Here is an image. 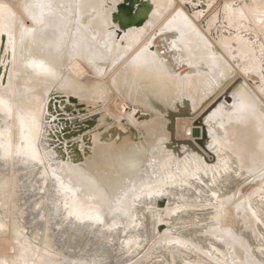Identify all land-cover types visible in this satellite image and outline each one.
<instances>
[{"label": "bare ground", "instance_id": "6f19581e", "mask_svg": "<svg viewBox=\"0 0 264 264\" xmlns=\"http://www.w3.org/2000/svg\"><path fill=\"white\" fill-rule=\"evenodd\" d=\"M104 1H111L115 4L120 0H0V3H7L15 13V18L11 21L0 19V30L8 36L10 29L14 47H16L18 43L29 37V31L26 32L24 29H32V33H35L36 29V37L41 38L42 43L49 48L53 43L51 34L55 29L61 31L60 23H62L64 35L68 33L70 35L72 31H76L79 38L75 41L76 43H73V47L77 48L76 51L79 53L91 54L99 60L125 54V59L106 78L112 95L105 104V109L114 118L126 116L129 104L112 87L110 77L131 58H133L130 64L131 69L137 66L155 67L159 64L172 75H175L173 72L175 67H181L182 63H187L189 69L179 80L181 94L191 97L194 104L196 100L201 99L199 85L205 81V78L214 74V67L203 63V59L209 52L205 42L197 34L198 30L235 68L229 57L201 27L200 22L187 12V8L183 7L179 0H151L154 9L147 26L127 32L124 36L127 40L125 45L115 41L114 31L108 28L110 21L107 9L112 7V4L103 7ZM223 1L226 0H216L212 8H217L218 4ZM38 2L52 5L51 8H31L33 15L40 17L43 14L42 23H34L25 10V5ZM259 4L261 3H258V6ZM179 7L183 8L188 15L177 12L174 16ZM263 10L261 26L264 35ZM21 20H23V27L20 24ZM191 22L194 23L192 27ZM181 24L188 27L182 29ZM5 25L8 26L7 29L4 28ZM163 27L179 29V36L176 33L163 35V43L170 57L168 64L161 62L162 57L158 51L149 50L151 37L156 30ZM170 40L173 42V49L167 46ZM65 44H67V37L59 43V45ZM129 48L131 50L128 52ZM46 50L44 47L42 52ZM69 68L77 77H82L87 73L85 66L78 59H75ZM235 69L237 76H242L241 72ZM36 70L41 74L44 73L42 68H36ZM170 80L174 81L175 77H170ZM240 88L241 90L236 93L241 96V107L226 104L225 107L208 117L213 120V128H209L210 148L220 152L216 163L209 164L203 156L192 153L187 158L184 157L178 161L174 167L173 155L165 156L161 151L162 153L158 154L155 160L158 165V175L153 179L149 178L133 184L113 200H109L104 194L103 197L100 192L82 183L79 177L81 174L73 166L65 162L57 164L50 151L39 143L43 131L42 98L27 89L19 93L15 86L0 88V101H3L0 103V170L7 167L11 170L8 177L7 201L13 200L18 195V188L21 191L20 195L22 193L26 195L25 201H31L29 209L32 216L29 224L34 231L31 232L32 236L27 235L25 230L28 222L22 224L12 218V212L18 210V205L14 204L8 215L2 216L0 213V262H7V264H75L82 259L93 264L118 262L119 258L113 248H117L119 257L123 258V255L130 249L138 252L146 241L153 238L152 243H162L167 246L169 244L175 246V243L184 247L192 245L191 249L199 252L194 256L209 264H253L248 261L249 258L244 257L245 251L257 264H264V231L261 226L259 228L258 222L261 218L258 213L261 212L260 209L264 215V177L243 191L238 199L234 198L233 188L246 176H251L264 162L262 159L264 156V109L253 102L245 85ZM250 88L264 103V98L259 95L255 87L250 85ZM224 91L225 89L215 98L222 95ZM210 104L203 107L194 117L181 116L177 119L178 139L195 140L192 135L194 122ZM202 150L212 160V156L206 150ZM20 171H22L21 174H19ZM200 171H203L209 179L212 178L211 182L215 183L213 187L209 186L208 180L204 182L205 185L195 182L197 178L202 181L204 179ZM232 178L237 180H234L235 184L232 183V187H229L227 183ZM182 184L185 188H178V185L182 187ZM207 188L215 197L206 195ZM163 193L174 197L172 200L169 197L164 209L157 208V199L150 200L152 207L143 200L142 202L148 206V213L141 217L139 200H142L144 196L158 194L161 196ZM199 197L205 201L203 205L213 208L202 215L186 213L187 207L194 206L188 202L196 199L198 201ZM219 200L223 204H230L220 211L217 208ZM155 210L159 215V222L164 221L162 214H165L167 220H175L174 223L180 225L181 229L171 234L155 236V227L152 222ZM20 214L22 215V212ZM41 217L49 223L50 221L55 222L54 232L67 236L66 245L70 241H87L90 258H84L89 255V252L66 255L63 247H61L62 250L60 247L52 248L51 245L56 246V244L46 238L45 228L39 222ZM143 218L145 222L140 230L138 224ZM201 221L205 222L203 226L197 225L199 227L196 228L191 226ZM5 232L7 234L3 235ZM153 233L154 237H152ZM9 246L14 248L13 255L6 252ZM111 249H113L112 252H110ZM169 252L176 258L181 251ZM180 256L181 264H197L194 256L189 253H183Z\"/></svg>", "mask_w": 264, "mask_h": 264}, {"label": "water", "instance_id": "95a60500", "mask_svg": "<svg viewBox=\"0 0 264 264\" xmlns=\"http://www.w3.org/2000/svg\"><path fill=\"white\" fill-rule=\"evenodd\" d=\"M179 2L187 8V12L196 21L200 22L201 27L242 74V76H237L236 69L227 62L221 52L216 49V46L198 30L197 34L205 42L209 52L207 57L203 59V63L213 66L214 74L205 78V81L199 85L201 99L196 100V104L193 103L191 97L181 94L179 80L181 76H185L189 69L187 63L184 62L181 67H175V71H173L175 75H172L167 73L159 64L155 67L137 66L131 69L130 64L133 62V58H131L110 77L112 87L129 104L126 116L114 118L105 109V104L112 95L111 87L106 82V78L125 59V54L107 60H99L91 54L79 53L76 51L77 48L73 47V43H76L75 41L79 38L76 31H72L70 35L69 33L64 35L62 23H60L61 31L55 29L51 34L53 43L49 48L42 43L41 38L36 37V29L35 33L29 31V37L18 43L16 47L8 41L6 33L1 36L0 88H13L15 86L19 93L27 89L42 98L43 131L39 143L44 145L47 151H50L57 164L65 162L76 168L81 174L79 177L82 183L88 184L87 186L100 192L102 196L104 194L109 200L121 195L133 184L156 177L159 170L155 160L156 156L162 153L161 151L165 156L173 155L174 167L178 161L184 157L187 158L192 153L203 156L209 164L216 163V158L220 152L210 148L209 128H213V120L208 119V117L225 107L226 104L241 107V96L236 92L241 90L242 85L247 87L253 102L264 109V103L250 88V85L255 87L259 95L264 98V35L261 26L262 10L264 9V6L261 7V5H264V0H226L218 4L215 9L212 7L216 0H179ZM258 3L261 4L258 6ZM110 4H112L111 1H104L103 3L107 6ZM129 9H131L130 15ZM153 9L154 4L151 0H120L112 4V7L107 10L110 21L108 28L114 31V40L125 45L127 41L124 38L125 34L132 29H141L147 26ZM177 12L186 14L180 7L177 8L174 16ZM121 20H123V25ZM112 24H115L116 27L113 28ZM190 25L192 27L194 23L191 22ZM187 27L185 24L180 25L182 29ZM174 33L179 36V29L163 27L156 30L149 41V50L151 52L158 51L162 57L161 62L164 64H168L170 57L163 43V35ZM64 37H67V44L59 45ZM79 43L82 44L81 41ZM172 43L170 40L167 46L173 49ZM42 45L50 52L47 50L42 52L44 50ZM13 47L15 48L14 55ZM130 50L131 48L128 52ZM75 59H78L87 70V73L82 77H77L69 68ZM32 61H35L36 64H43L44 68L42 69H47V71L44 70L43 74L37 72L36 68L40 67L29 66ZM208 67L206 66V68ZM172 76L175 77L174 81L170 80ZM223 89H225L223 94L215 98ZM212 100L213 102L210 104ZM208 104L210 105L194 122L192 135L195 140L178 139L176 135L177 119L181 116L194 117ZM202 149L212 156V160ZM259 166L260 168L251 176H246L237 184L233 183L234 180H237L236 178H232L227 183L229 187H232V183L235 184L233 186L234 198L238 199L243 191L264 177V162ZM232 171L229 172L232 173ZM21 173L22 171L19 174ZM200 173L204 179L202 181L197 178L196 183L205 185L204 182L208 180L209 186L215 185L214 182H211L212 178L209 179L203 171ZM10 174L11 170L8 167L0 170V213L2 216L8 215L10 208H13L14 204L18 205L20 208L12 212V218L22 224L28 222L25 233L32 236L31 232L34 231L29 224L32 216L29 209L31 201L25 202L23 198L26 195L23 193L20 195L19 188L17 190L18 195L13 200L7 201V185ZM217 183L218 185L221 184L219 181ZM178 188H185V185L182 187L178 185ZM158 195L144 196L142 200H139L138 206L141 217L148 213V206L142 202L143 200L151 206L150 200L157 199V208L164 209L169 197L170 200L174 197L168 193ZM206 195L215 197L208 191V188ZM218 202L217 208L220 211L230 204H223L220 200ZM188 203L194 204V206L190 205L186 208L188 214L200 213L202 215L213 208L203 205L202 203L205 201L201 200L200 197L198 201L196 199ZM21 211L22 215L20 214ZM260 211L258 213L261 218L260 221H257L259 228L261 226L264 231V215L262 209ZM162 217L164 221L159 222V215L155 210L152 217L155 236L171 234L173 231L177 232L181 229L180 225L174 223L175 220H167L165 214H162ZM39 222L45 228L46 238L51 239L56 244V246L51 245V247H60L62 250L61 247L65 246L67 236H61L54 232L56 229L55 222L50 221L49 223L48 220H44V217H41ZM144 222L143 218L138 224V229L143 228ZM204 224L205 222L201 221L191 226L196 228ZM152 237H154V233ZM32 240L36 242L33 238ZM151 240L146 241L138 252L130 249L123 255L122 259L119 257L118 249L113 248L119 261L104 263L168 264L166 261L171 262L172 260L176 264H181L180 254L187 252L194 256L198 252L196 249L195 251L191 249L192 245L184 247L175 243V246L172 244L167 246L162 243H152ZM65 248H63V252L66 255L75 253V247L68 246ZM170 249L181 252L176 258H171ZM88 254L84 258H90V252ZM249 254L252 256L250 252ZM244 257L249 258V262L257 264L246 251ZM75 264L93 263L82 259ZM197 264H203V262Z\"/></svg>", "mask_w": 264, "mask_h": 264}, {"label": "snow or ice", "instance_id": "6c2138e0", "mask_svg": "<svg viewBox=\"0 0 264 264\" xmlns=\"http://www.w3.org/2000/svg\"><path fill=\"white\" fill-rule=\"evenodd\" d=\"M103 7H107V5H102ZM33 7H39V8H44V7H48L51 8L52 5L51 4H43V3H35V4H31V5H25V10L28 13V16L30 19L33 20L34 23H42L43 22V14H41L40 17H37L35 15L32 14L31 12V8ZM129 15L131 14V9L128 10ZM15 18V13L12 12L11 8L9 7V5L7 3H0V19H7L9 21H11L12 19ZM21 26L23 27V20L20 21ZM121 24L123 25V20H121ZM113 28L116 27L115 24L111 25ZM7 25L4 26L5 29H7ZM24 31H32V29H24ZM4 32L2 30H0V35H3ZM8 39L11 43H13L14 45V39L10 33V29L8 30ZM15 54V48L13 47V55ZM29 66H36V67H40V68H44L43 64H36L35 61L30 62ZM45 71H47V69H44ZM0 103H3V101H0ZM0 264H7V262H0Z\"/></svg>", "mask_w": 264, "mask_h": 264}, {"label": "rangeland", "instance_id": "374dc122", "mask_svg": "<svg viewBox=\"0 0 264 264\" xmlns=\"http://www.w3.org/2000/svg\"><path fill=\"white\" fill-rule=\"evenodd\" d=\"M122 108H123V106L122 105H120ZM24 199V198H23ZM25 200V199H24ZM26 202V201H25ZM20 208V207H19ZM19 208H18V210H19ZM22 212V211H21ZM34 212V211H33ZM36 212V211H35ZM37 221V220H36ZM35 221V222H36ZM5 234H7L6 232L5 233H3V235H5ZM1 235H2V233H1ZM84 243V244H83ZM83 245V246H82ZM68 246H72V247H75V253H77V252H79V253H81V254H85V253H87L88 251H89V243L87 242V241H85L84 242V240H81V241H78V242H74V241H70V242H67V245L65 244V246H62L63 248H65V247H68ZM82 247V248H81ZM3 248V247H2ZM66 249V248H65ZM13 250V251H12ZM9 251H10V253H9ZM13 253H12V252ZM170 251H175V250H172V249H170ZM8 254H11V255H13L14 254V248H12L11 246H9V247H7V251H6ZM74 253V254H75ZM187 253V252H186ZM160 254V253H159ZM183 254V253H182ZM187 255V254H186ZM155 256V255H154ZM160 256V255H159ZM156 257H158V256H156ZM170 257L171 258H175L174 257V255H170ZM120 259H122V257H120ZM106 261L108 260V259H105ZM195 262L196 263H199V262H203V264L205 263V264H207V262H205V261H202V260H200L199 258H196L195 257ZM166 263H168V264H176V263H174V261H172L171 260V262L170 261H166Z\"/></svg>", "mask_w": 264, "mask_h": 264}]
</instances>
